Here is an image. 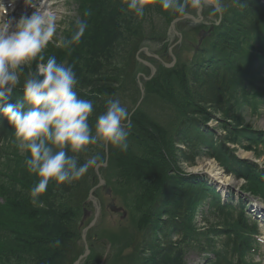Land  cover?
Segmentation results:
<instances>
[{
  "label": "trees",
  "instance_id": "1",
  "mask_svg": "<svg viewBox=\"0 0 264 264\" xmlns=\"http://www.w3.org/2000/svg\"><path fill=\"white\" fill-rule=\"evenodd\" d=\"M78 2L79 19L87 20L88 28L78 45L63 47L65 50L54 56L61 60L57 59L58 63L73 66L79 81L78 95L93 102L90 124L105 110V98L113 97L128 108L132 125L126 152L111 145L107 152L104 147L90 145L87 153L80 154L79 162L99 154L100 164L109 156L117 176L112 182L119 187L131 186L120 189L132 193L131 199L140 198L135 208L141 212L130 234L127 254L109 263L90 254L84 264H164L186 244L198 246L201 236L210 234L197 230L194 224L201 206L207 204L215 220L228 222L222 230L227 238L221 253L223 261L245 264L255 226L248 219L244 202L241 200L238 207L231 202L223 204L208 180L186 174L178 165L185 162L195 166L203 156L216 157L221 163L224 158L226 173L248 181L243 189L264 199V170L239 160L226 142L215 140L216 133L208 126L210 116H214L209 109L229 117L238 92L237 105L250 107L254 101L249 98L250 87L254 88L258 79L264 80L257 69L264 71V1L235 0L229 4L222 0L221 22L201 46L195 47L198 40L194 38L192 58L174 68H167L161 60L171 57L168 50L177 39L167 32L178 17L163 10L158 0H148L142 18L122 11L126 9L123 0ZM85 12L91 15L85 16ZM74 30L75 20L66 38ZM170 37L172 40H167ZM145 47L159 58L148 57ZM140 58L150 59L157 66L148 80L139 76L144 65ZM139 80L144 83V95ZM22 96V88L18 87L6 102L15 103ZM10 127L0 116L2 141ZM247 130L248 141H264V131ZM207 147L212 150H205ZM24 159L25 153L14 166H2L14 181L9 190L0 186L5 197L0 206V264H74L85 252L82 234L91 219L83 223V216L92 205L89 196L93 188L103 203L96 169L90 168L72 184L57 186L50 181L34 205L29 190L39 178L28 172ZM97 229L95 226L86 235L92 250L107 245V235L98 234ZM56 240L60 241L58 246ZM178 263L182 264L181 260Z\"/></svg>",
  "mask_w": 264,
  "mask_h": 264
},
{
  "label": "clouds",
  "instance_id": "2",
  "mask_svg": "<svg viewBox=\"0 0 264 264\" xmlns=\"http://www.w3.org/2000/svg\"><path fill=\"white\" fill-rule=\"evenodd\" d=\"M32 5L33 0H25ZM126 9L136 17L145 15L148 0H123ZM165 11L178 18L190 13L209 10L208 21L219 24L222 0H158ZM34 6V5H33ZM7 9L0 4V114L14 129L17 147L25 153L24 164L29 173L39 179L30 190L31 202L36 205L50 181L57 186L72 184L84 177L90 168L97 167L102 157L94 154L80 163V154L87 153L90 145L128 150L131 134L130 112L119 98H105V110L90 124L94 111L91 100L81 98L76 91L79 83L72 65L58 63L42 54L56 34L57 17L54 13L35 8L16 19L6 16ZM85 16L91 15L85 12ZM88 28L87 20L77 19L75 30L56 47L78 45ZM28 71L24 80L21 76ZM18 87L23 96L15 103L6 102ZM72 153L71 155L69 154ZM59 245L60 241H54Z\"/></svg>",
  "mask_w": 264,
  "mask_h": 264
},
{
  "label": "rangeland",
  "instance_id": "3",
  "mask_svg": "<svg viewBox=\"0 0 264 264\" xmlns=\"http://www.w3.org/2000/svg\"><path fill=\"white\" fill-rule=\"evenodd\" d=\"M3 1L4 0H0V4ZM39 1L37 0L36 3ZM228 1H230V4L235 0ZM79 6L80 5L78 0L41 1V6H38V8L42 11L47 9L48 11L54 13L57 17L56 34L53 37V41L48 44V46L42 53L45 57V62L49 56H53L56 53L60 54L63 50H65L63 47H56V42L60 39H66V31L69 30V27L74 20L76 21L80 18ZM32 9H34V7L31 8L28 6V4L26 5V8L21 9V11L19 9H13V7H11L9 8V11H12L13 14L9 18L14 17L16 19H19L20 14L30 15L33 12ZM208 14L209 10L207 9L204 10V12L200 15L192 12L189 15H192L194 19H188L187 22H189V24H186L185 22L181 24L176 23L174 25V28L171 29L170 27L168 29V35L171 34L173 38L177 39V42L178 40L180 41L173 48L172 52L171 50H168V53L171 57L166 62L172 64L175 58V62L169 68H174L177 64L181 65L182 63H186L187 61H189L190 58H192L193 54L191 47L196 45L193 44L192 46V40L194 38L196 41L199 40L198 37L200 35V32L208 31L205 29L206 27L209 29L215 27V24L208 21ZM216 15L218 17H222L223 8L222 12L216 13ZM196 29L197 32L195 31ZM167 40L172 39L170 37V39L168 38ZM172 46H174V44H172ZM261 54L264 55V50ZM57 59L60 60L59 57H57ZM144 61L148 62L149 65H146L143 62L144 65L142 64L143 70L141 72V76L142 79L144 77L146 80H148L147 78H149L151 66H153L155 69H157V66L150 59H145ZM36 62L37 61L32 62L30 69L27 67L25 68L24 74H22L21 76V80H23L22 78H25L28 71L35 70ZM64 64L66 65L65 62ZM257 69L262 72H259V74H261V76L263 77L264 71L261 70V67H258ZM258 81L259 82H255L256 85L254 88L250 87L249 98L254 99L250 107L237 105V102L240 103V92H238L235 97L236 103L233 106L232 112L230 113L229 117H224V115H222L220 112L209 109L211 112H213L214 116H210V120L208 123H210L213 131L216 133L215 136L217 137H215V140H217V142L221 141L222 139V141L226 142L227 146L230 147V151L233 150L235 154L237 153L239 160L254 164L258 168L264 170V141H248V136H246V132L248 131L247 129H250L251 131H264V80L260 78L258 79ZM141 83L144 95L145 87L144 83ZM0 146V186L4 187L5 190H9L12 187L11 181H14V179L11 178V175H9L7 168L2 169V166L3 164L4 166H7L8 164L14 166L18 162L19 156L23 154L17 147V141L15 140L14 129L12 128V126L5 134V138ZM104 149L105 152H107L106 147H104ZM205 150L212 149L207 147ZM242 153H245L246 155L247 153H249V155L246 156ZM101 164L102 165L100 166V168H102L99 172V176L104 180V184L101 187V189L103 190V203H101L99 198L95 199V201L100 205L101 208V213L100 211H98V225L96 224V226L98 227V234L107 235V245L104 247L97 245L93 249L94 251L92 249H89V255H97V257H100V259L102 258L104 263H109L113 260L118 259L120 255L127 254L130 251V249H128L130 234L132 235L135 229V225L138 222V218L141 216V212L135 208L136 204L140 205V198L132 196L131 199L129 195L132 193L128 191H126V193H122L120 189V187L125 189L127 187L128 189L131 186L125 185L119 187V185H115L112 182L113 180L115 181L117 179V176L114 175V170L110 167L109 156H105V160L101 162ZM211 164H214L222 171L224 170L223 179L226 180V186L221 190V193L225 200L229 195H243V190L240 188L248 185V181L238 179L233 173L230 175L226 174V171L223 167L224 158L223 163H221L216 157L203 156L198 160L197 165L195 166H190L185 162H181L178 165V168L184 170L186 173H192L194 171V168L198 167L200 168V172L198 173L202 174L207 171ZM195 172L196 171H194L193 173ZM206 175L207 176L205 179H208L211 182V177H209L208 174ZM199 176L203 177L202 175ZM108 181H111L112 185L109 184ZM107 189H109L110 191L109 195L106 194ZM1 193L3 192L0 188V206L4 203L5 200L4 195H2ZM142 194L146 196L147 193L144 191ZM245 194H247L248 196V193ZM125 200L128 201L131 205H128ZM112 204H114V206L119 211L111 210L110 208ZM206 206H201L202 208L198 211L197 218L195 217L194 219V224L197 230H201L203 232L206 231L210 234L208 236H203L201 234L202 238L200 239V244L198 246L193 244H186L183 248V251L173 253L172 257L169 259L170 261L165 260L164 264H179L178 260H181L182 264H227V261H223V254L221 255V253L225 250L227 239L226 235L224 236L222 234V230L228 226V222H218L217 220H215L214 212L209 209L208 204ZM102 208H104L106 211L105 216L102 215ZM95 212V204L92 202V205L87 213V215H91L86 219H91L93 213L95 215ZM250 212L251 214H255V212H253V209H251ZM260 228V235L264 237V220L260 223ZM173 239H175V236H173ZM261 247V254H254V258L255 262L264 264V244H262ZM249 257L251 260H253L251 254L249 255ZM233 263H236V261H233ZM81 264H83V262H81ZM245 264H253V261H250L247 257V259L245 260Z\"/></svg>",
  "mask_w": 264,
  "mask_h": 264
},
{
  "label": "water",
  "instance_id": "4",
  "mask_svg": "<svg viewBox=\"0 0 264 264\" xmlns=\"http://www.w3.org/2000/svg\"><path fill=\"white\" fill-rule=\"evenodd\" d=\"M199 15H200V14H199ZM186 18H193V19H194V17H193L192 15H188V16L185 17V18H175V19L173 20L172 24H171V29L174 28V25H175L177 22H180L182 19H186ZM220 22H221V19H220ZM220 22H219V23H220ZM217 25H218V24H217ZM171 29H170V30H171ZM213 29H214V27H212L209 31H204V32H202V33H201L202 36H201V38H200V42H199V43H202L203 39H204L206 36H208V35L210 34V32L213 31ZM174 62H175V58H174L173 63H174ZM173 63H172V64H165V65H166L167 67H169V66H172ZM147 64L149 65V63H147ZM153 72H155V68H154V67H153ZM140 86H141V88H142V85H141V84H140ZM142 93H143V89H142ZM99 166H100V165H98V166L96 167V169H98ZM202 174H208L209 177H211L210 174H209L207 171H205V172L202 173ZM211 180H212V182H213L214 184H216V185L218 184V181L215 180L214 178L211 177ZM103 184H104V180L101 179L100 176H99V184L97 185V187H100V186H102ZM92 191H93V190H92ZM106 192H107V194H110L109 189H107ZM92 196H93V194L91 193L90 197H92ZM111 208H112L113 210H115V211H119V210L114 206V204L111 205ZM98 211H99V207L97 208V214H96L94 220L91 222V224L88 226V228H89V227H92V226L95 224L96 219H97V217H98ZM85 215H87V213H86ZM88 228H86V229L84 230V234H83V239H84V241H86V235H85V233H86V231H87ZM89 252H90V251H89L88 245H86V253H85L84 255L80 256V258L78 259V261H77L75 264H80V263H79L80 260H81L83 257L87 256V255L89 254Z\"/></svg>",
  "mask_w": 264,
  "mask_h": 264
},
{
  "label": "bare ground",
  "instance_id": "5",
  "mask_svg": "<svg viewBox=\"0 0 264 264\" xmlns=\"http://www.w3.org/2000/svg\"><path fill=\"white\" fill-rule=\"evenodd\" d=\"M242 154L243 155H246L245 153H242ZM247 155H249V153H247ZM194 171H199L200 172V168L195 167L194 168ZM207 172L210 174V176L212 178H214L215 180H217L218 183H223V184L226 183V180L223 179V173H222L221 169L217 168V166H215L214 164H211L210 165V167L207 169ZM259 203H260V205H262V202H259Z\"/></svg>",
  "mask_w": 264,
  "mask_h": 264
},
{
  "label": "flooded vegetation",
  "instance_id": "6",
  "mask_svg": "<svg viewBox=\"0 0 264 264\" xmlns=\"http://www.w3.org/2000/svg\"><path fill=\"white\" fill-rule=\"evenodd\" d=\"M188 20V19H187ZM186 24H189V22L186 21Z\"/></svg>",
  "mask_w": 264,
  "mask_h": 264
}]
</instances>
